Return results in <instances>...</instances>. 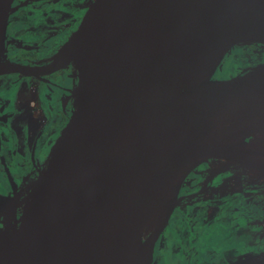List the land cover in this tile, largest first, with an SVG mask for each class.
<instances>
[{"label": "water", "instance_id": "1", "mask_svg": "<svg viewBox=\"0 0 264 264\" xmlns=\"http://www.w3.org/2000/svg\"><path fill=\"white\" fill-rule=\"evenodd\" d=\"M21 7L0 0V76L72 65L76 101L0 197V264H153L195 169L264 173V63L229 70L264 48V0H94L41 68L8 57Z\"/></svg>", "mask_w": 264, "mask_h": 264}, {"label": "flooded vegetation", "instance_id": "2", "mask_svg": "<svg viewBox=\"0 0 264 264\" xmlns=\"http://www.w3.org/2000/svg\"><path fill=\"white\" fill-rule=\"evenodd\" d=\"M20 1L22 7L11 15L9 21L6 40L8 57L19 64L40 68L49 67L64 58L65 53L60 50L94 2L76 0L70 10H65L68 2L62 3L64 0ZM46 5L50 7L47 12L44 9ZM81 9H84V12L78 14ZM43 10L44 21L40 15ZM37 12L38 15H30ZM32 16L35 18L34 22L31 21L32 31L27 32L25 37L17 24L29 21ZM41 24H45L42 28V38ZM64 37H67V41L61 42ZM60 42L57 52L42 56L44 49L51 51ZM259 48L264 49L261 45ZM260 51L262 53L263 50ZM247 68L238 65V69L233 68L232 73ZM72 72L73 66L69 65L49 72L42 70L38 75L0 76V90L3 89L5 95L0 94V197L13 195L15 183H22L53 131L65 118L67 111L72 109L76 98L70 90L77 86V80L71 76ZM12 81L20 87L18 95L14 97L11 96L14 91L7 93V87ZM50 84L59 87L55 100L59 106L48 109L41 94L45 93ZM45 96L50 99L49 93L46 92ZM8 137L13 141V153L8 152ZM259 137H264V134ZM221 165L223 166L217 167V161H212L198 167L189 175L187 181H190V184L185 182L181 188L179 203L170 218L168 229L157 245L153 264H184V258L178 255H184L189 260L195 253L211 249L205 244L212 237V228L216 227L220 220V208L226 210L221 213L224 216V213L233 211L239 217L236 219L237 225L234 224L232 216L228 217L226 222L230 226L227 231L226 227H218L216 235L233 240L234 245L237 242L241 247L238 250L231 249V245L228 249L224 247L225 252L217 260L204 258L203 261L206 264H249L253 260L254 264H264V173L250 168L235 169ZM248 169L255 173H250ZM151 228L152 226H149L147 229V235ZM199 232L202 233L197 237ZM175 233L180 241H173ZM186 235L191 239L185 241ZM251 237L254 239L252 244ZM184 245L188 250L185 249V253L181 254Z\"/></svg>", "mask_w": 264, "mask_h": 264}, {"label": "rangeland", "instance_id": "3", "mask_svg": "<svg viewBox=\"0 0 264 264\" xmlns=\"http://www.w3.org/2000/svg\"><path fill=\"white\" fill-rule=\"evenodd\" d=\"M66 3V2H68V4L66 3V6L64 7V9L65 10H70V7L71 6H73L74 5V3L76 2V0H64V1H62V3ZM48 6V7H47ZM50 7H49V5H46L45 7H44V9H45V12H47V10L49 9ZM44 10L43 11H40V15L43 17L42 18V21H44ZM84 12V9H81L80 11H78L77 13L78 14H82ZM39 14V12H37L36 14H31L30 13V15H38ZM81 16V15H80ZM31 21H35V18L32 16L31 18H30V20L29 21H25V22H21V23H18L17 24V27L19 28V30H21V32H22V34H23V36H25V37H27V32H29V31H32V23H31ZM45 26V24H41V38L42 37H44V32L42 31V28ZM67 39V37H64L63 38V40L61 41V42H63V41H67L66 40ZM61 42L57 45V47L56 48H54V49H52L51 51H47L48 49L46 48V49H44L43 51H42V56H50L52 53H55V52H57L58 51V49L60 48V45H61ZM253 51L254 53H255V55H256V57H257V61H255V59L253 58V56L252 55H249V57H248V59H247V63H244V65L245 64H247V65H245V66H248V65H250V66H254V65H257V64H263L264 63V49H261V48H259V47H253V48H250L249 49V52L250 51ZM260 50H263L262 51V53H261V51ZM232 72V71H231ZM12 83H13V81H12ZM12 83H9V86L7 87V93L9 92V91H14L13 92V94L11 95L12 97H14L15 95H18V93H19V86L17 85V84H12ZM58 85L56 86V85H54V84H50V86H49V88L48 89H46L45 90V93L43 94H41V96H42V98H43V100H44V104H45V106L49 109L50 107H58L59 106V104L58 103H56L55 102V100H56V96L58 95V94H56V92L57 91H59L58 90ZM46 92L47 93H49V96H50V99H51V97H52V100H50L49 98H47L46 96H45V94H46ZM0 94H1V96L2 95H4V91H3V89L2 90H0ZM5 96V95H4ZM8 141H9V148H8V152L9 153H13L14 152V145H12V143H13V141L12 140H10L9 139V137H8ZM3 152L5 153V149L3 150ZM13 158V157H12ZM223 164V162H221V161H217V167H222L223 165H221V164ZM13 164V163H12ZM249 171H250V173H253V172H251V171H253V170H250V169H248ZM256 171V170H255ZM257 172V171H256ZM255 173V172H254ZM253 173V174H254ZM221 209V211H220V220H218V224H217V226L216 227H214V228H212V237L207 241L208 243H206L205 245H207V248H211V249H204V250H202L201 252H199V253H195L194 255H193V257L191 258V259H189V260H187L186 259V257H184V255H178V256H181V257H183L184 258V261H185V263L184 264H189L190 262H193V264H206L203 260H204V258L205 259H207V258H209L210 260H217L218 259V257L223 253V252H225L224 251V247L226 248V249H228V248H230V245L232 246V248L231 249H233V250H238L239 249V247H241V245L240 244H238L237 242L235 243V245H234V241L233 240H227L225 237H222V235H219V236H217L216 235V229L219 227L220 229H224V227H226V230L225 231H227V229H228V226H230V224L229 223H227L226 221H227V219H228V217L230 218V216H232L233 217V222H235L234 224H236L237 225V223H238V221H236V219H237V217H239L236 213H234L233 211H228L227 213H224V214H226L225 216L223 215V214H221L223 211L225 212L226 210L225 209H222V208H220ZM228 214V215H227ZM170 222V221H169ZM168 226H169V224H168ZM168 226H167V229H168ZM239 226H240V224H239ZM149 228V227H148ZM210 228V229H211ZM209 229V228H208ZM207 229V230H208ZM146 232H147V230H146ZM201 233L202 232H199V233H197L198 235H197V237L198 236H200L201 235ZM237 233V232H236ZM194 235H195V237H196V233L194 232ZM188 239H191L188 235H186L185 236V241H187ZM174 240H177V241H180V239H179V236H178V234H174V239H173V241ZM243 247H245V246H243ZM185 249H187L188 250V248H187V246L186 245H184L183 246V248H182V253L181 254H183V253H185ZM223 249V250H222ZM198 252V251H197ZM207 264H209V263H207Z\"/></svg>", "mask_w": 264, "mask_h": 264}, {"label": "trees", "instance_id": "4", "mask_svg": "<svg viewBox=\"0 0 264 264\" xmlns=\"http://www.w3.org/2000/svg\"><path fill=\"white\" fill-rule=\"evenodd\" d=\"M253 47H260V44H251V45H247V46H244L242 49L239 50V55L237 58H233L232 62H231V66H229V70H231V68H236L238 69V65H242V66H245L247 64L244 65V63H247V59L249 57V55H252L253 58L255 59V61H257V57L255 55V53L251 50L249 52V49L250 48H253ZM231 67V68H230ZM245 67H248L247 70L253 68L252 66L248 65V66H245Z\"/></svg>", "mask_w": 264, "mask_h": 264}, {"label": "bare ground", "instance_id": "5", "mask_svg": "<svg viewBox=\"0 0 264 264\" xmlns=\"http://www.w3.org/2000/svg\"><path fill=\"white\" fill-rule=\"evenodd\" d=\"M177 3H179V4H181V5H184L185 3H188L189 1H191V0H175ZM42 119V118H41ZM259 135L260 134H258V135H256L255 137H258L259 138ZM200 136L203 138V139H205L206 138V136L204 135V134H200ZM258 150H260L262 153H264V146H262V147H259V148H257ZM146 233V232H145Z\"/></svg>", "mask_w": 264, "mask_h": 264}, {"label": "crops", "instance_id": "6", "mask_svg": "<svg viewBox=\"0 0 264 264\" xmlns=\"http://www.w3.org/2000/svg\"><path fill=\"white\" fill-rule=\"evenodd\" d=\"M253 237H251V239H250V242H251V244L253 243ZM249 264H254V261L253 260H251L250 262H249Z\"/></svg>", "mask_w": 264, "mask_h": 264}]
</instances>
